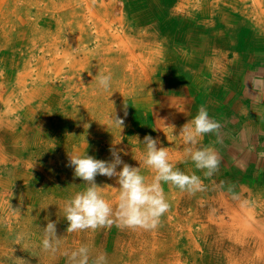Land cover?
<instances>
[{
    "label": "rangeland",
    "instance_id": "1",
    "mask_svg": "<svg viewBox=\"0 0 264 264\" xmlns=\"http://www.w3.org/2000/svg\"><path fill=\"white\" fill-rule=\"evenodd\" d=\"M143 1L136 0V17L137 11H140L139 5ZM147 1L150 3L154 0H145ZM161 1L143 13L144 21L136 19V83L139 82L135 88L136 103L123 102L121 107L119 104L122 103L121 99L118 100L119 102L111 99L109 92L117 86L110 87L108 91L102 90L98 101L104 104L105 120L109 119L111 114L115 118L123 119L122 130L114 123V127L111 126L112 133L121 130L120 137L130 135V143L136 142L137 139L142 141L145 135L157 138L160 141L159 146H166L170 162L172 159L179 170L181 168L185 174H194L200 178L202 190L195 192L184 190L186 195L178 202L176 196L165 195L169 208L160 217L156 228L150 229L151 231L139 227L120 228L116 224L95 231H67V221L62 217L63 201L74 192L82 190L84 186L83 181L75 177L73 169L68 166L67 154L83 153L86 150L87 155L102 160L98 151H93L97 149L94 148L95 146L92 150L89 148L92 144L90 140L97 136L96 130L102 128L101 121L97 119L98 114L96 112L87 114L81 107L76 110V105H81L80 99H84L79 97L81 93L89 95L91 104H95L97 99L93 97L95 93L92 92L95 88L84 91L91 86L88 83L90 79L86 80V72L82 76L83 87L81 86L79 91L75 87L76 81L80 82L81 72L73 73L69 70L73 65L72 62H75L73 56L78 51L77 46L73 44L72 54L63 57L62 60L60 58L52 60L51 56H46L39 61L44 63L46 78L51 72L55 75L46 80L45 83L50 84V87L42 95L39 92L27 93L29 89L27 86L22 88L23 92L19 90L13 94V97H7L6 87L4 84L1 85L0 80V117L7 116L8 110L17 102L19 105V111L2 119L0 125V143L6 149L4 151H7L8 159V165L1 167L2 179L6 180V177H9L13 180V184L6 192L0 189V206L3 205L0 207V264H67L65 251L77 248L81 244L89 246L93 257L98 253H104L106 264L143 262V264H177L179 259L182 260L180 264H235L239 260L246 264V261L260 250V244L251 241L247 245L234 246L233 242L231 245L232 240L221 235V227L216 226L215 219H218L219 215L223 219H229L231 212L228 213L226 207L222 208L224 202H227V206L232 204L245 217V213L248 214L251 210L264 211V205L260 206V203L264 202V44H261V41L264 42V0H229L228 3L222 0H194L190 4H185L182 10L179 5L178 10H174L180 0L170 4H167L166 0ZM76 2L77 0H0V69H3V75L6 71L10 72V69L15 73H22L29 65L33 70L38 68L36 58L44 55L38 45L42 39L47 41V38L55 37L57 34H60L58 40L63 36L66 37L64 28L71 20L70 12L76 10ZM132 2L133 0H118V10L123 4L127 6ZM116 13H118L117 8L113 15ZM123 16L127 19V21L124 19L125 25L132 20L126 14ZM118 26L117 23L111 28L107 27L106 33L114 34ZM94 31L92 29L89 33ZM253 32L254 34H251ZM119 33L122 34L121 30ZM166 33L170 34L171 38L170 35L167 37L168 41L165 45H172L173 49L164 48ZM111 41L113 40H109ZM92 45L90 49H93ZM123 49L125 48L121 46L119 52ZM59 54L64 56L63 52ZM90 58L93 63L88 60L86 63L90 62L92 68L101 65L103 68L101 74L110 73L113 78L116 76V73L113 74L117 70L116 67L112 69L110 65L103 66L97 62L95 64L93 58ZM95 58L102 63L99 55ZM27 62L30 64L28 65ZM59 69L61 72L56 78ZM31 81L36 83L39 80L26 79L27 83ZM127 86L129 90L132 88L130 81L127 82ZM127 88H124V91ZM121 95L120 93L119 97ZM114 104L117 109L115 115L114 111L109 110ZM129 104L133 107L136 105V112L126 109ZM201 106L205 107L209 117L220 125L215 133L205 134L197 145L209 146L220 160L217 170L210 177L204 175L206 170L196 169L185 155L186 145L180 134V128L192 119ZM75 113L76 117H74ZM7 119L10 121L20 119L22 122L16 128L15 136L20 134L18 143L13 140L12 127L5 126L7 123L10 124L9 121L6 122ZM132 119L136 120L134 134L128 132L131 126L128 120ZM72 124L73 130L70 127ZM86 124H89V128L85 127ZM85 138L88 143H81ZM113 139L115 142V135ZM31 141L34 143L32 148L29 146ZM42 141L47 142V148L51 152L50 158L43 151ZM96 144L105 146L104 141L100 142V140L96 141ZM34 145H39L41 151ZM143 150L144 145L139 143L132 150L125 152L126 155H121L122 160L130 166H139L141 174L151 181L154 174L141 161ZM15 162L19 164H16L13 174L10 172V167L14 166ZM27 162L35 167L29 168ZM36 166H41L39 169L46 172L47 177L43 176V179L41 177V181L20 180L23 173L28 175L30 172L34 173L33 171L37 173ZM50 167L57 169V174L48 171ZM104 177L97 175L95 183L101 186V182L108 179L109 184L111 178L104 179ZM167 186L170 188L171 185L164 184L163 190ZM177 190L174 188L175 193ZM222 198L225 199L224 202ZM112 201L115 207L116 201ZM241 202L242 205L246 204L241 205L242 209L241 206H237ZM173 203L178 207H174ZM194 211L197 212L195 215H198L195 221ZM175 212L180 215L179 221L175 218ZM45 217L48 221L56 222V236L59 238V243L55 251H46L42 248L41 228L47 223ZM167 217L177 221L178 225L174 227L175 229L167 221ZM260 219L264 222V217ZM183 222H186L185 227ZM205 224L207 228L203 229ZM165 231H170L168 236L172 237L174 234V241L170 243L166 237L165 247L155 252L156 259L148 260L150 253L145 249L150 248L153 239L159 236L157 239H163Z\"/></svg>",
    "mask_w": 264,
    "mask_h": 264
},
{
    "label": "bare ground",
    "instance_id": "2",
    "mask_svg": "<svg viewBox=\"0 0 264 264\" xmlns=\"http://www.w3.org/2000/svg\"><path fill=\"white\" fill-rule=\"evenodd\" d=\"M33 1V0H32ZM117 1L118 0H77L76 4L77 7L75 8L76 10H72L70 12L71 14V20L66 23L65 25V35L66 37L63 36V38L61 40H58V36L60 35H55V37H50L47 38V41L42 39V42L40 43V45H38L39 47H41V50L43 51L44 55L42 57H37L36 60L37 65H39L38 68H35L33 70V68L30 67V62H27V64L29 65L27 69H25L22 73H15L10 69L9 71H4L5 75H3V69H0V80H1V85L4 84L6 87V92H7V97H13V94L17 91H24L22 88L29 86V89L27 90V93L29 94H34L36 92L41 93V95L45 92V90L50 87V84L45 83L47 79H50L52 75H54V72L49 73V76H47V78L45 77V70L43 69L44 63H39V61L46 56H51L52 60H56L57 58H60L62 60L63 57H66L70 54H72L71 48L73 47V44L77 46L78 51L76 52L75 56H73V59H75V62H77L75 64V62H72V66H70V71H72L73 73L80 71V79H79V83H77L76 81V88L77 91H79L81 88V86L83 87L82 82L83 81V74L86 72V80L90 79V81H88V83H90V87L85 88L84 91H86L87 89H91L93 87V91L95 93V95L93 97H95L97 99V101L95 102V104H91L90 100L91 98H89V95L87 93H81L79 97L84 98V99H80V106L76 105V110L81 107L84 112L88 113H94L96 112L97 115V119L99 118V120L101 121V127L102 128H98L101 131H98V129L96 130L97 136L93 137V139H91L90 141H92V144L90 145V149L92 150V147L95 146L94 148H97L96 150L93 151H98V153L100 154V157L102 158V160H104V158L111 159V155L109 152V149L111 147H114L115 143L116 147H114L115 149L118 150H122L121 155L125 154V152H128V150H132V148L136 147V142L134 143H130V135H126V137H120L122 135L121 130H118V132H113L111 130V126L114 125V123L111 122L110 118L105 120V114L106 111L104 110V104L99 100L98 97H101V92L100 89L97 87L96 84V80L97 77L99 75H101V71H103V68L98 66H96V68H92V66L89 64L90 62H92L91 58H93L95 64L96 62L98 64H103V66H107L110 65L112 66V69H114V67L117 68L116 71H114L113 74L116 73V76L111 80V83L113 84L111 86V88H114L115 86H117L116 89H111L109 94L111 96V99H116V101L120 100L119 103L122 107L123 102H128L130 104H132V101H136V92H135V88H136V19L137 20H141L144 21L142 15L145 11H149V9L153 6V5H158L160 2H162L161 0H154L153 2H145V0L142 2L141 5H139L140 7V11H137V17H136V0H133L132 4L127 6L125 4H123V7L119 8L117 7ZM174 1L177 0H166L167 4H170ZM194 0H180L174 10H178V5L180 7V10H182L185 6V4H190L191 2H193ZM224 3H228L229 0H222ZM18 2V1H17ZM54 2V1H53ZM216 2V1H214ZM65 3V2H64ZM73 3V2H72ZM59 4V3H58ZM144 4V5H143ZM174 4V3H173ZM33 5V4H32ZM43 5V4H42ZM53 5V4H52ZM35 7V6H34ZM53 7V6H52ZM56 7V6H55ZM68 7V6H67ZM62 8V7H61ZM118 13L114 14V10H116ZM40 9V8H39ZM47 9V8H45ZM56 9V8H55ZM54 9V10H55ZM261 9V8H260ZM6 10V9H5ZM21 11V10H20ZM58 11V10H57ZM36 12V11H35ZM69 13V12H68ZM16 14V13H15ZM34 14V13H33ZM123 14H126L129 16L130 19H132L131 21L127 22L125 25V21L124 19L127 21L126 18H124ZM150 14V12H149ZM23 15V14H22ZM62 14H60L61 16ZM68 15V14H67ZM66 15V16H67ZM78 15V17H77ZM81 15V17H80ZM49 16V15H48ZM64 16V14H63ZM15 17V16H14ZM34 17V16H33ZM38 17V16H37ZM40 17V16H39ZM43 17V16H42ZM65 17V16H64ZM68 17V16H67ZM66 17V19H67ZM80 19H77L79 18ZM18 18V17H17ZM45 18V17H44ZM51 18V17H50ZM59 18V17H58ZM23 19V18H22ZM27 19V18H26ZM35 19V18H34ZM42 19V18H41ZM48 19V18H47ZM74 19V20H72ZM77 19V20H76ZM176 19V18H175ZM19 20V19H18ZM17 20V21H18ZM59 20V19H58ZM76 20V21H75ZM24 21V20H23ZM44 21V20H43ZM75 21V22H73ZM85 21L84 23H81ZM203 21V20H202ZM46 22V21H45ZM51 22V21H49ZM72 22V23H71ZM262 22V21H261ZM16 23V22H15ZM40 23V22H39ZM71 23V24H70ZM119 24V26L116 28L115 33H106L107 27L111 28L112 25L114 24ZM1 24V22H0ZM22 24V23H21ZM41 24V23H40ZM9 25V24H8ZM15 25V24H14ZM25 25V24H24ZM56 25V24H55ZM62 25V24H61ZM63 25V26H64ZM46 26V25H45ZM44 26V27H45ZM2 27V26H1ZM11 27V26H10ZM25 27V26H24ZM33 27V25H32ZM41 26H39L40 28ZM16 28V27H15ZM28 28V27H27ZM34 28V27H33ZM32 28V29H33ZM52 28V27H51ZM11 29V28H10ZM35 29V28H34ZM50 29V28H49ZM48 29V30H49ZM57 29V27H56ZM94 29L95 31L93 33H89L90 30ZM37 30V29H36ZM51 30V29H50ZM59 30V29H58ZM121 30L122 34L119 33V31ZM29 32V31H28ZM33 32V31H32ZM61 32V31H60ZM111 32V31H110ZM149 33V32H148ZM156 33V32H155ZM4 33H1V35ZM133 34V35H132ZM167 34V33H166ZM251 34H254L251 33ZM64 35V34H63ZM170 34H167L166 37H164V42L163 44L165 45V43L168 41V38ZM8 37V36H7ZM158 37V36H157ZM227 37V36H226ZM149 38V37H148ZM151 38V37H150ZM161 37L159 36V39ZM171 38V35H170ZM4 39V38H3ZM2 40V39H1ZM35 40V39H34ZM41 40V38L39 39ZM109 40H113L111 42H109ZM9 41V40H8ZM60 41V42H59ZM93 43H96V45H92ZM121 43V44H120ZM158 43V42H157ZM5 44V43H4ZM261 44H264L263 41H261ZM93 46V49H90V46ZM138 45V42H137ZM141 45V44H140ZM207 45V44H205ZM121 46H123L122 51L119 52ZM142 46V45H141ZM38 47V48H39ZM115 47V48H113ZM172 45H168V46H164V48L166 49H173L171 48ZM2 48V47H1ZM12 50V49H11ZM40 50V48H39ZM22 51V50H21ZM63 52V55H60L59 53ZM166 52V51H165ZM23 53V52H22ZM95 53V54H94ZM141 53V52H139ZM162 53V52H160ZM89 54V56H88ZM96 55H99L101 57V61L102 63L96 61ZM112 55V56H111ZM126 55V56H125ZM139 55V54H138ZM165 55V53L163 54ZM142 56V55H141ZM35 58V57H34ZM50 58V57H49ZM65 60V59H64ZM90 61L89 63H86V61ZM162 60V59H161ZM47 61V60H46ZM26 63V62H24ZM82 63V64H81ZM93 63V62H92ZM261 63V62H260ZM51 64V63H50ZM140 64V62H139ZM85 65V67H84ZM34 66V65H33ZM49 66V65H48ZM141 67V66H140ZM37 69V70H36ZM53 69V68H51ZM57 69V68H56ZM55 69V70H56ZM111 69V67H110ZM54 70V71H55ZM123 71V73H121V71ZM143 70V69H142ZM151 70V68H150ZM153 70V68H152ZM49 71H51L49 69ZM61 69H59V72L56 73V78L58 75H60ZM107 72V71H106ZM126 74H125V73ZM147 72V70H146ZM72 73V74H73ZM90 73V74H89ZM70 74V73H68ZM147 75V74H146ZM75 76V75H73ZM112 76V74H111ZM55 77V75H54ZM60 77V76H59ZM139 77V76H137ZM145 77V76H144ZM149 77V76H148ZM77 78V77H76ZM147 78V77H146ZM26 79H32V80H39L36 83H34L33 81H31L30 83L26 82ZM72 79H74V77H72ZM148 80V79H147ZM72 81V80H71ZM130 81V84L132 85V88H130V90L127 88V82ZM16 82V83H13ZM67 82V81H66ZM145 82V81H144ZM51 83V82H50ZM68 83V82H67ZM82 85H81V84ZM13 84V85H12ZM37 84V85H36ZM55 84V83H54ZM59 84V83H58ZM146 84V83H145ZM74 85V83H73ZM129 85V84H128ZM139 85V84H138ZM142 85V84H141ZM3 86V85H2ZM60 87V86H59ZM62 87V86H61ZM73 87V86H72ZM124 88H127L124 91ZM110 89V88H109ZM62 91V90H61ZM108 91V90H107ZM113 91V94H112ZM81 92V91H80ZM91 92V91H90ZM142 92V90H141ZM104 93V92H103ZM120 93L122 94L121 96L123 98H121V96L119 97ZM198 93V92H197ZM45 95V94H44ZM68 95V94H67ZM84 95V96H83ZM107 95V94H106ZM46 96V95H45ZM105 96V95H104ZM128 99H127V97ZM24 97V95H23ZM77 97V98H79ZM92 97V96H91ZM9 98V99H10ZM36 98V97H35ZM106 99V98H105ZM84 100V101H83ZM95 100V99H94ZM93 100V101H94ZM30 101V100H27ZM44 101V100H43ZM134 101V102H135ZM36 102V101H35ZM34 102V103H35ZM78 102V101H77ZM119 102V101H118ZM114 103V102H113ZM136 103V102H135ZM134 103V104H135ZM129 104V105H130ZM153 104V103H152ZM21 105V104H20ZM34 105V104H33ZM109 105V104H108ZM31 106V105H30ZM50 106V105H49ZM56 106V105H55ZM75 106V105H74ZM124 106L126 107V105L124 104ZM131 106V107H130ZM128 108H126L129 111H134L136 112V105L135 107H133V105H130ZM10 107V106H9ZM68 107V106H67ZM90 107V108H87ZM124 107V108H125ZM33 108V107H32ZM37 108V107H36ZM75 110V111H76ZM111 111H114L113 114H116V104H114L112 106L111 109H109ZM248 110V109H247ZM4 111V110H3ZM19 111V105L18 102L16 103V105H14V107L11 106V109L8 110V115L4 116V117H0V125L3 122L2 119H6L8 116L15 114L14 112H18ZM110 111V113H111ZM35 112V111H34ZM139 112V111H138ZM137 112V113H138ZM248 112V111H247ZM71 113V112H70ZM109 113V114H110ZM120 113V111L118 112V114ZM128 113V112H127ZM126 113V114H127ZM136 114V113H135ZM134 114V115H135ZM143 114V113H142ZM73 115V114H72ZM120 115V114H119ZM66 116V115H65ZM112 116V114H111ZM142 116V115H141ZM147 116V115H146ZM145 116V117H146ZM242 116V115H241ZM6 117V118H5ZM12 117V116H11ZM31 117V116H30ZM76 117V113L75 116ZM122 117V116H121ZM108 118V116H107ZM118 118V117H117ZM120 118V117H119ZM133 118V117H132ZM137 118V117H136ZM10 119V118H9ZM9 119L6 120V122H10L5 124V126L9 125L12 127V130L14 131L12 135H14L13 140L16 141V143H18L19 140V136L20 134H18V136L16 137L15 134L17 133V127L19 126V124H21L22 122L20 121V119H15L14 121H10ZM121 119V118H120ZM123 120V119H122ZM126 120V119H125ZM145 120V119H144ZM148 120V119H147ZM65 121V120H64ZM68 120L66 119V122ZM74 121V120H73ZM138 121V120H137ZM241 121V120H240ZM62 122V121H61ZM77 122V121H76ZM88 122V120L86 121ZM90 122V121H89ZM99 122V121H98ZM97 122V123H98ZM129 124H131L130 129L128 132L130 133H135L133 132V128L136 125V120L133 121L132 120H128ZM147 122V121H146ZM184 122V121H183ZM24 123V122H23ZM63 123V122H62ZM141 123V122H140ZM144 123V122H143ZM175 123V121H174ZM242 123V122H241ZM45 124V123H44ZM77 124V123H76ZM38 125V124H37ZM142 125V124H141ZM174 125V124H173ZM23 126V124H22ZM27 126V125H26ZM125 126V125H124ZM31 127V126H30ZM73 130V124L70 126ZM69 127V129H70ZM85 127L89 128V124H86ZM114 127V126H113ZM146 127V126H145ZM173 127V126H172ZM32 128L34 129V126H32ZM36 128V127H35ZM97 128V127H96ZM118 128V126H117ZM144 128V127H143ZM142 128V129H143ZM25 129V128H24ZM108 129L110 130V132H108ZM181 129V128H180ZM115 130V129H114ZM135 130V129H134ZM144 130V129H143ZM28 131V130H27ZM33 131V130H32ZM136 131V130H135ZM147 131V130H145ZM164 131V130H163ZM147 133V132H146ZM154 133V132H153ZM113 135H115L116 137V141L114 142L113 139ZM136 135V134H135ZM137 136V135H136ZM16 137V138H15ZM3 138V137H2ZM168 138V137H167ZM100 140V142L105 143V146H103L102 144H100L101 146H98L96 144V141ZM132 140V138H131ZM12 141V140H11ZM87 142V138H85L81 143H86ZM89 141V142H90ZM172 141V140H171ZM15 142H13L14 145H17ZM88 143V142H87ZM34 143L31 141V144H29V146L32 148V145ZM42 146L44 145V153L47 155L48 158H50L51 152L49 151V149L47 148V142L42 141L41 142ZM13 145V146H14ZM37 150L41 151V147L39 145H34ZM98 146V147H97ZM172 146V145H171ZM166 147V146H165ZM209 147V146H208ZM34 148V147H33ZM210 148V147H209ZM172 149V148H170ZM4 147L1 146L0 143V189H2L3 192H6L10 186L13 184V180H11L9 177H6V180L2 179V174L1 172L3 171V169H1L2 166H7L8 165V159H7V151ZM60 152V151H59ZM185 152V151H184ZM42 153V152H41ZM134 154V153H133ZM224 154V153H223ZM126 155V154H125ZM39 156V155H38ZM138 157V156H137ZM122 158V156H121ZM134 158V157H133ZM139 158V157H138ZM136 159V158H135ZM38 160V159H37ZM24 161V160H23ZM173 160L171 159V162ZM28 163V167H35V165H33L30 162ZM173 163V162H172ZM181 163V162H180ZM16 164H19V162H15L14 166L12 164H10V172L12 173L13 170H15V167L17 166ZM40 164V163H39ZM178 164V163H177ZM176 165V164H175ZM38 169V172L36 173L35 171H33L34 173L30 172V175L28 174H21V179L20 180H24L26 179L27 181H30L31 179H33L34 181L39 180L41 181L43 179V176L47 177L46 172L44 173L41 169V166H36ZM55 167V166H54ZM188 167V166H187ZM178 168V167H177ZM57 169H52V167H50V169L48 171L53 172L54 174H57L56 172ZM182 169L180 168V171ZM190 170V169H189ZM14 174V172H13ZM38 174V176H37ZM46 174V175H45ZM53 174V173H52ZM190 175V174H189ZM192 175V174H191ZM152 176V175H151ZM220 176V175H219ZM42 177V179H41ZM210 177V176H209ZM213 178V177H212ZM15 179L17 181H19L16 177ZM104 179H107V177H104ZM108 180V179H107ZM107 180H103V182H101V187L103 189L102 191V195L105 197L106 200H108L110 203L113 204L112 200L116 201V196H117V191L116 187H118V185L115 183V178H111V182L108 184ZM216 180V179H215ZM258 180V179H257ZM9 182V183H8ZM206 184V183H205ZM98 185V184H97ZM170 185V184H169ZM222 185V184H221ZM99 186V185H98ZM111 186V187H109ZM211 186V185H210ZM208 186V187H210ZM114 187V188H112ZM219 187V186H218ZM230 187V186H229ZM174 188H176L175 186L171 185L170 188L167 186V188L164 189V194L166 196H176V201H181L183 196L186 195V193H184V191H181L178 189L177 193H175ZM234 188V187H233ZM216 191V190H215ZM186 192V191H185ZM251 194V193H249ZM263 195V194H262ZM4 196V195H3ZM243 196V195H242ZM218 197V196H217ZM262 198V197H261ZM216 200V199H215ZM184 201V200H183ZM182 201V202H183ZM225 199L222 198V202H224ZM175 202V201H174ZM115 204V203H114ZM174 204V203H173ZM242 202L240 204H237V206H241ZM246 204L242 205L245 206ZM264 205V202L262 201V203H260V206ZM3 206V205H1ZM0 206V207H1ZM9 206V205H8ZM241 206V209H242ZM174 207H178L176 204H174ZM228 208V213L231 212V214H229V219H223L220 215L218 216V219H215V224L218 228H220V232L221 235L224 238H229L232 245L237 246V245H247L249 241H251L252 243H256L257 245L260 244V250L256 251L254 253V255L251 256V259L249 258V253H247V257L246 258V264L250 263V264H264V222H262V220L260 218L264 217V211H254L251 210V212H249L248 214L245 213L246 217L240 213V210H236L237 208L234 207L232 204L230 206H227V202H224L222 204V208L225 209ZM193 209V208H192ZM196 210H199L198 208L195 207ZM257 210V209H256ZM176 211H178L176 209ZM248 211V210H247ZM174 212V211H173ZM197 212L194 211L193 212V220L195 221V217L198 218V215L196 216ZM226 213V212H224ZM257 213V214H256ZM176 216V220L179 221L178 219H180V215H178V212H175ZM17 215V214H16ZM169 215V214H168ZM226 216H228L226 214ZM1 218V217H0ZM168 219L167 221H169V223L171 224V226L173 227V229H175L174 227L178 225L177 221H172L170 220V218H166ZM213 219V218H212ZM212 219H209L211 221H213ZM182 222V221H181ZM180 224V223H179ZM186 222H183V226L185 227ZM189 224V223H188ZM191 224V223H190ZM168 226V225H167ZM203 226V225H202ZM193 227V226H192ZM188 228V227H187ZM207 228V225L205 224L203 226V229ZM128 229V228H127ZM180 229V228H179ZM189 229V228H188ZM192 229V228H191ZM223 229V231H221ZM190 230V229H189ZM151 231V230H150ZM172 231V230H171ZM170 231H165V233H163V239H153V241L150 243V248L145 249L147 252L150 253V257L148 260H152L154 261L155 258V252H157V250H160L161 248L165 247V238L167 237V239L169 240L170 243H172L175 239L174 234L172 232V237L168 236ZM190 232V231H189ZM192 232V231H191ZM190 232V233H191ZM181 233V232H180ZM186 233V232H185ZM200 233V232H199ZM194 234V233H193ZM135 235V234H134ZM195 235V234H194ZM178 236V235H176ZM199 236V235H198ZM166 239V242H167ZM167 242V244L169 243ZM158 244V245H157ZM166 244V245H167ZM177 244V243H176ZM255 244V245H256ZM157 245V246H156ZM175 245V244H174ZM173 245V247H175ZM199 245V244H198ZM143 246V245H142ZM148 246V245H147ZM160 246V247H158ZM145 247V246H144ZM171 247V246H170ZM119 249V248H118ZM172 249V248H171ZM248 249V248H246ZM167 250V249H166ZM173 250V249H172ZM135 251V250H134ZM163 251V249H162ZM170 251V250H169ZM176 252V251H175ZM184 252V251H183ZM142 253V252H141ZM167 253V252H166ZM252 253V252H251ZM178 254V253H177ZM157 255V253H156ZM182 255V254H181ZM131 256V255H130ZM164 256V255H163ZM132 257V256H131ZM179 257V256H178ZM185 256H183L184 258ZM189 257V256H188ZM169 258H171L169 256ZM168 257H166V259H169ZM142 259V258H141ZM146 259V257H145ZM186 260V259H185ZM144 261V260H143ZM160 261V260H159ZM169 261V260H168ZM182 260L179 259L177 264H180L179 262H181ZM135 263V262H134ZM144 263V262H143ZM140 263V264H143ZM159 263V262H158ZM244 264V262H242L241 260H239V262H235V264Z\"/></svg>",
    "mask_w": 264,
    "mask_h": 264
},
{
    "label": "clouds",
    "instance_id": "3",
    "mask_svg": "<svg viewBox=\"0 0 264 264\" xmlns=\"http://www.w3.org/2000/svg\"><path fill=\"white\" fill-rule=\"evenodd\" d=\"M111 79L110 73L99 75L96 80L97 87L107 91L111 87ZM110 120L122 130L121 119L111 116ZM219 127V123L211 119L207 109L201 106L192 119L180 129L186 145L185 155L196 169L206 170L205 176L214 174L220 160L212 148L197 145L205 134L215 133ZM137 142L144 145L141 161L154 174L151 181L141 174L139 166L133 167L124 163L121 158L122 150L114 147L109 149L110 161L87 155L86 150L83 153L67 154L68 166L73 169L74 176L80 178L84 184L82 190L74 192L63 201L62 217L67 221L68 232L95 231L113 224L120 228L154 229L160 217L169 208L163 190L164 184L188 192L202 190L200 178L194 174H185L170 162L166 147L159 146L160 141L157 138L145 135L142 141L137 139ZM97 175L115 178L118 185L116 188L112 187L117 191L115 207L102 195V187L95 183ZM45 220L47 223L41 228L42 248L46 251H55L59 243L56 222L48 221L47 217ZM64 255L67 257V264H106L105 254L91 256L90 248L86 244L66 250Z\"/></svg>",
    "mask_w": 264,
    "mask_h": 264
}]
</instances>
